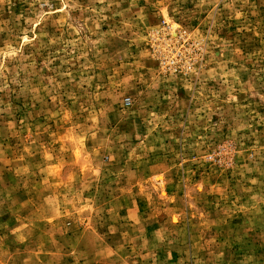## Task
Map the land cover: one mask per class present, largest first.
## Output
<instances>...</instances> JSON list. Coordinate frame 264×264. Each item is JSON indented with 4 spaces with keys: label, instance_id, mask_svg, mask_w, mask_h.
I'll use <instances>...</instances> for the list:
<instances>
[{
    "label": "rangeland",
    "instance_id": "1",
    "mask_svg": "<svg viewBox=\"0 0 264 264\" xmlns=\"http://www.w3.org/2000/svg\"><path fill=\"white\" fill-rule=\"evenodd\" d=\"M0 264H264V0H0Z\"/></svg>",
    "mask_w": 264,
    "mask_h": 264
}]
</instances>
